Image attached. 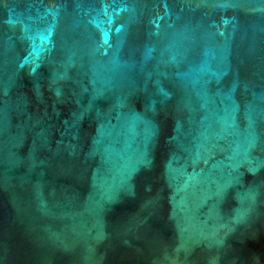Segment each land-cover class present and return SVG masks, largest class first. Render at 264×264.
<instances>
[{
  "label": "water",
  "instance_id": "1",
  "mask_svg": "<svg viewBox=\"0 0 264 264\" xmlns=\"http://www.w3.org/2000/svg\"><path fill=\"white\" fill-rule=\"evenodd\" d=\"M0 264H264V0H0Z\"/></svg>",
  "mask_w": 264,
  "mask_h": 264
}]
</instances>
